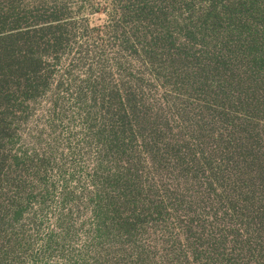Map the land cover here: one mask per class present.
Here are the masks:
<instances>
[{
  "label": "trees",
  "instance_id": "16d2710c",
  "mask_svg": "<svg viewBox=\"0 0 264 264\" xmlns=\"http://www.w3.org/2000/svg\"><path fill=\"white\" fill-rule=\"evenodd\" d=\"M0 264H264V0H0Z\"/></svg>",
  "mask_w": 264,
  "mask_h": 264
}]
</instances>
